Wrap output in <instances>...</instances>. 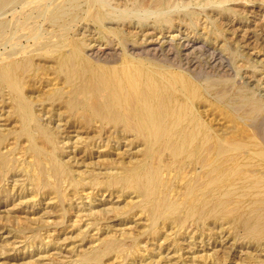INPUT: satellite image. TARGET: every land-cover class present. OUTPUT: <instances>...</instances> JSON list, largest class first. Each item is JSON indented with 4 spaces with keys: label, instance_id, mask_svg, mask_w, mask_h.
Returning <instances> with one entry per match:
<instances>
[{
    "label": "bare ground",
    "instance_id": "bare-ground-1",
    "mask_svg": "<svg viewBox=\"0 0 264 264\" xmlns=\"http://www.w3.org/2000/svg\"><path fill=\"white\" fill-rule=\"evenodd\" d=\"M112 1L115 0H0V17L12 13L10 20L0 18V47H11L0 57V109L7 108V117L17 125L12 131L0 130V200L14 197L18 190L23 199L26 192L33 197L49 196V200H55L64 224L72 195L79 196L87 187L92 192L110 191L125 200L134 196L123 206L113 204L97 213L86 210V217L94 221L90 226L100 229L104 223L100 221L109 215L123 222L138 218L141 236L155 242L163 239L157 244L159 248L169 243L175 254L185 248L180 243L196 240V232H201L203 239L207 231L215 230L220 238L226 236L233 244L227 247L223 239L219 250L218 245H211L215 248L212 263L206 257L192 259L190 264H225L230 261L232 248L238 246L256 251L261 248L259 255L248 252L245 262L264 264V134L254 129L251 135L249 126L233 119L222 100L210 97L213 90L198 80L202 76V69L197 72L196 66L200 58L193 55L207 50L215 61L214 68L218 66L223 72L228 60L220 53L209 52L208 45L187 37L178 48L171 44L159 46L147 39L130 44L133 38L148 36L150 29L163 32L183 24L190 28L195 15L225 17L235 12L227 4L236 0H132L130 4H117L123 10H114ZM190 5L198 9L179 10ZM83 22L99 29L98 38L75 30ZM112 26L121 27V33ZM214 31L222 32L218 23L208 33L212 36ZM112 35H116L119 46L127 49L123 56L109 48L116 41L110 40ZM91 40H105L107 50H95ZM217 117L228 121V125L214 127L213 122L220 120ZM70 130L86 135L81 147L84 152L94 148L96 140L105 134L108 154L121 141L137 150L127 159L109 160L105 167L102 164L101 172L93 169L75 174L71 163L62 159L60 147L61 136ZM10 135H14V147L3 152ZM254 167L259 169V175L247 172V168ZM13 177L21 180L16 179L11 189L1 186ZM75 219L81 221L79 216ZM3 220L20 234L28 228L14 225L10 212L0 216V222ZM45 227V223H38L33 229L34 239L40 238ZM82 231L81 235L86 236ZM105 234L103 239L96 238V246L83 253V264H104L110 257L111 264H135L136 259L145 264L148 257L147 264H155L153 251L140 247V235L131 231ZM185 244L193 249V242Z\"/></svg>",
    "mask_w": 264,
    "mask_h": 264
},
{
    "label": "rangeland",
    "instance_id": "rangeland-1",
    "mask_svg": "<svg viewBox=\"0 0 264 264\" xmlns=\"http://www.w3.org/2000/svg\"><path fill=\"white\" fill-rule=\"evenodd\" d=\"M53 1L54 0H51V2H53ZM131 1L132 0H120V1L115 0V1L111 2V7L114 10H123L124 8L123 7H117V4H120V6H121V4H124V3L130 4ZM238 1L237 0L235 2L231 1L227 4V6L229 8L234 7L233 9L235 10V12H233L232 14H229L225 17L221 18L218 15L215 16L214 14H209V15H207L208 16L207 17L204 13L201 14V16H199V17H197L198 15H195L193 17L192 22H191L190 28L188 26H186L185 24H183L180 26L177 25V27H175L176 29H167L163 32H159V31L155 32L152 29H150L149 32L147 31L149 33L148 36L144 37V35H143V36H138L135 39L133 38L130 41V44H133L134 41L135 42L136 41L141 42L142 40L147 39L148 41L152 40V42H154V44L159 45V46L171 44V45L175 46L176 48H178V47H181L180 45L184 44V41L187 38H189V40H191V41L204 43V44L208 45V51L209 52L215 51L217 53L224 55L226 57V59L228 60V61L226 60L227 64L225 63L226 64V72H223L222 70H218V66H216L214 68L215 61L212 58H210L207 50L202 52L204 54L197 53V54L193 55L196 59L200 58L197 60L199 63L196 66H197V72L199 71V69L200 70L202 69L201 70L202 74H200L202 76L198 77L199 78L198 80L201 83L202 82L204 83V87L213 90L211 93V96H210L213 100H222L223 106H225L226 110L230 111L233 114V117H232L233 119H235L237 122H241V123L245 124L247 127L249 126L248 128H250V130L252 131V132H250L251 135L253 134L254 129H255V131L256 130H259L260 132L262 131L264 134V0H238ZM188 9H198V7L196 5H190L187 8H184V7L179 8V10H181V11H183V10L187 11ZM7 14H6V16L3 15L0 18L6 17V19H8V20L12 19V15H11L12 13L8 12ZM142 15H145V14H142ZM199 23H201V24H199ZM204 23H205V25H204ZM217 23L219 24L220 30H222V32L221 31H219V32L214 31V34L211 36V34H209L208 31L210 28H212ZM227 23H229V25ZM86 25H88V28H86ZM89 25H91L90 28H89ZM109 27H111V26H109ZM112 27L116 28L118 30L117 33L118 32L121 33V30H122L121 27H119V28H117L115 26H112ZM205 28H207V29H205ZM194 29H195V31H194ZM75 30H78V33H80V34H84V33L86 35L92 34L91 36L94 37V39L98 38V36H99L98 35L99 29L96 28L93 24H90L87 22L81 23L78 28H75ZM134 30H133V32H135ZM206 30H208V31H206ZM117 33H115V34H117ZM121 35L124 36L123 33ZM214 35L216 38L214 37ZM115 36L116 35H112V37H110V40L112 39V41L113 40H116V41H113L109 48H111L113 51L116 50L115 52H117L120 56L121 55L123 56L125 53H127V49L124 46H119L117 44L118 39ZM185 37H187V38H185ZM217 37H219V38L217 39ZM78 38H81V35L78 36ZM214 38H215V40H213ZM240 39H241V41H240ZM105 42H106L105 40H103L102 42L92 41V46H94L95 50H97V48H99L97 51L104 52L107 50ZM214 43H215V45H213ZM23 45H27V42H24ZM238 46H239V48H238ZM103 47H106V48H103ZM10 50H11V47H6V48L0 47V57H2L5 53L10 52ZM102 50H104V51H102ZM128 54H129V52H128ZM182 54H183V52H182ZM197 56H199V57H197ZM242 57H244V59ZM201 58L204 60H202ZM196 59L194 61H196ZM35 61L37 63H39L38 60H35ZM203 61H204V63H203ZM211 70L214 72V74ZM209 73H210V76H209ZM220 73H221V75H220ZM222 75H224V76H222ZM218 76L221 78H219ZM207 81H208V83H207ZM217 82H220V84H218ZM205 85H207V86L209 85V86L207 87ZM229 88H230V90H229ZM229 91H231V92H229ZM225 92L228 94H226ZM223 96H225V97H223ZM240 101H241V103H240ZM246 102H248V103H246ZM242 104H243V106H242ZM246 104H248V105H246ZM239 105H240V107H239ZM236 107H238V108H236ZM257 108H260V110L258 111ZM253 113H254V116H253ZM7 115H8L7 108L5 110L0 109V119H1L0 130L3 129L2 131H4V132H6L5 130L11 129V131H12V130L17 129V125H15L13 123V120L11 118L7 117ZM210 118H212V116H209V120H210ZM217 118L220 120L214 121L213 125H214V127L220 126L219 128H221L223 123H225V122H223V120L221 118H219V117H217ZM243 120L244 121L249 120V123L245 121L247 123L246 124ZM215 122H217V123H215ZM226 124L228 125V121L225 123V125ZM66 134L67 133L63 134L60 138V147H61L62 152H63L62 159L65 158V159H63L64 161L71 163L72 171H74L75 174H78L80 172H88V171H91L93 169L101 172L102 171L101 169H103L105 166H107L110 161L115 160V159L120 160L121 158L127 159L126 157L129 156V153H131V152L133 153V152H135V150H137L136 148H134L135 146L129 147V146H127V143L121 141L120 144L115 145V151H112L111 153L108 154L110 148L108 149L106 147L107 146L106 145V141H107L106 135L107 134H105L101 139L96 140L94 148H89V152H84V151H82L81 147H84V145L86 143V141H85L87 138L86 135H83V134L78 135V133L73 132L72 130H70L67 135ZM103 141H104V143H103ZM14 143H15L14 142V135H10L9 140H8V142L5 143L2 151L3 152L9 151L11 148L14 147ZM21 143H22L21 148H24L25 144L23 142H21ZM113 145H114V143H113ZM123 147H124V149H123ZM77 152H78V154H77ZM73 154L75 155V157L73 156ZM17 156L18 155H16L17 159H21L20 158L21 156H18V157ZM76 156L79 158H76ZM118 156H120V157H118ZM112 157H113V159H111ZM66 158L67 159L69 158V159L67 160ZM84 162H86V163H84ZM102 164L104 167L102 166ZM98 166H99V169L97 168ZM84 167L86 168V170ZM247 172L253 176L260 174L259 169L255 168V167L252 169L247 168ZM255 172H256V174H254ZM16 179L21 180V178H17V177L8 178L7 182L4 183V181H3L1 186H4V187H7L8 189H11L13 187V184L15 183ZM101 179L105 181L104 175L103 176L101 175ZM20 188L21 187H19V189ZM17 189H18V187H17ZM89 189L90 188L87 187L84 191H81L78 194L79 196L72 195L74 198L72 197L71 203L67 205L68 209H67V215L65 216L64 224H62L60 221L61 220V218L59 217L60 213L58 212L59 211L58 207L55 205V203H56L55 200H49V199H51V197H49V196L33 197L30 195V192H26L24 195H22V197H24V199H23V198H21V196H19V190H18V191H16V195L14 197H11L8 199L2 198L0 200V209H1L0 210V216H6L10 212V214H12V216H14V218H15V224L14 225L17 224V226H18V225L24 224L25 228H27V227L28 228H27V230L24 231V234H20L15 229V227L8 226L9 224L5 220L0 222V264H36V263L37 264H73V263L83 264V262L81 261V257L83 256V253H85L87 250H89V247L91 248L93 246H96L98 244L97 243L98 241H96V240L97 239H103L104 236L106 235L105 233H107V231H108V233L112 232V231H118V232L119 231H126V232L131 231L134 234H136L135 236H138L140 234L142 235V231L139 229L140 226L137 225V224H139V221L137 220L138 218H135L134 221L130 220L129 222H127V221L123 222L120 218L109 215L107 217V220L102 219L100 221V224L103 222L106 223V224L103 223L99 226L102 229L101 228L97 229V228H95V226H90L91 224L94 223V221L92 218L86 217L87 216V213L85 212L86 210H90V209L92 210L93 209L92 211L97 213V212H102L101 210H106V209L110 208L111 205L113 206V204L114 205L119 204V205L123 206V205H125V203L127 201H129V200L132 201L131 199H134V196L131 199L129 198L128 200H125L123 198H119L118 197L119 195H117V194L112 195L110 191L95 189L92 192V190L91 189L89 190ZM70 193L73 194L74 192L72 190H70ZM20 200L25 201V202L28 201V204L20 205L19 204L21 202ZM49 202H51V203H49ZM104 207L105 208L107 207V208L105 209ZM22 208H23V210H22ZM48 212H50V213H48ZM68 213H69V215H68ZM81 214H82V216H81ZM78 216L81 220L80 222H77L78 219H75V218H78ZM82 217H83V221H82ZM111 217H113V218H111ZM55 219H57L59 222ZM110 219H111V221H110ZM39 222L45 223L47 227H45L44 229H42L40 231L41 234L39 236L40 237L39 239L38 238L34 239L35 235H34L33 229L38 226ZM51 222H53V223H51ZM71 222H73V223L71 224ZM75 222H77V223H75ZM133 222H134V224H133ZM28 223L30 226L28 225ZM49 224H51V225H49ZM65 224H66V226H65ZM132 225H133V227H132ZM134 226H135V229H134ZM131 227H132V230H131ZM81 231L83 232L82 234H85L86 236L83 237V235H81ZM30 234L32 236H30ZM218 234L219 233H217L215 230L211 231V232L207 231L206 235L207 236L209 235V236L208 237L203 236V239H202L201 232H196L195 233L196 240L195 239L194 240L189 239L190 241L188 240V242L180 243V244H182V247H185V248H182L183 250L181 251V253L179 251V253H177V254H175V252L173 251V247H169V245H168L169 243H166L161 248H159V246L157 244L160 245L162 242H164L163 239L155 242L149 238H146V236L140 235L141 236L140 240L142 241L140 247L141 248L144 247V248H142L143 250H145V248H146L150 252L153 251L152 252L153 253L152 259L154 260L155 264H160V263L161 264H172V263L173 264H181L182 262L183 263L187 262L188 264H190L192 262V259L197 260L200 258L204 259L206 257L209 260V262L212 263L214 260V257L213 256L211 257V255L214 254L215 248L213 249V247L211 245H218L219 247L217 246L216 249L219 250V248L222 247L221 244H224L223 239L226 240L225 243H228L226 245L227 247H228V245L230 247V245L233 244L232 240L230 241L229 239H226V236L223 238H220ZM226 234L228 235V233H226ZM91 235L95 236V237H92ZM90 237H91V239H90ZM82 238H83V240H82ZM51 239H53V240H51ZM214 240H216V242ZM189 242H191V243L193 242V244H192L193 249H191V250L188 249L187 248L188 245L185 244V243H189ZM143 244L145 246H143ZM195 245H196V247H195ZM200 245H201V247H200ZM1 248H2V250H1ZM158 248H159V250H158ZM153 249H156V250H153ZM232 249H234V250H232V256L230 258V261H228L225 264H229V263L230 264H232V263L233 264H235V263L236 264H243V263L246 264L245 259L248 255L247 254L248 252H253V254H256V255H259L258 253L262 252L261 248H258V251H256V249L254 250L252 248L253 249L252 250V249H248L246 247H244V249H243L240 246H238L236 248H232ZM188 250H190V251H188ZM4 251H6V252H4ZM169 251H170V253H169ZM167 252L169 254H166ZM80 253H82V254H80ZM193 255H195V256H193ZM110 258H106L104 260V264H111L113 262V260H111ZM149 258L150 257H148L147 260L145 259V261H148V262H145V264L149 263ZM163 258L164 259L166 258V259L164 260ZM168 259L170 262L168 261ZM211 259H212V261H211ZM239 262H241V263H239ZM140 263H141V260L136 259L135 264H140Z\"/></svg>",
    "mask_w": 264,
    "mask_h": 264
}]
</instances>
